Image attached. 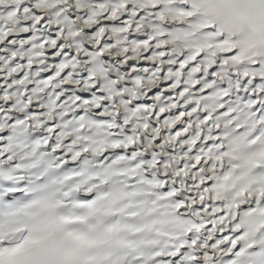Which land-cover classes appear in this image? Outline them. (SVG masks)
I'll return each mask as SVG.
<instances>
[{
	"label": "snow or ice",
	"instance_id": "snow-or-ice-1",
	"mask_svg": "<svg viewBox=\"0 0 264 264\" xmlns=\"http://www.w3.org/2000/svg\"><path fill=\"white\" fill-rule=\"evenodd\" d=\"M0 264H264V0H0Z\"/></svg>",
	"mask_w": 264,
	"mask_h": 264
}]
</instances>
